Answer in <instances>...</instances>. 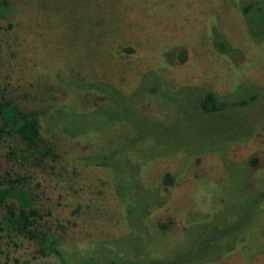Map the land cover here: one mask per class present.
<instances>
[{"label":"rangeland","instance_id":"rangeland-1","mask_svg":"<svg viewBox=\"0 0 264 264\" xmlns=\"http://www.w3.org/2000/svg\"><path fill=\"white\" fill-rule=\"evenodd\" d=\"M28 1L9 0L2 9L13 40L0 47V85L28 99L41 139L56 153L48 169L37 167L43 176L34 183L45 238L17 235L0 207V264H151L204 242L200 224L213 214L228 219L232 238L230 252L206 264H264V200L254 216L240 207L254 191L264 193V36L247 31L264 15L241 14L245 4L264 0H50L41 10ZM217 39L226 51L214 46ZM94 80L111 84L149 120V160L134 149L116 161L126 172L120 179L135 209L130 218L112 169L86 159L136 134L118 124L71 138L42 121L57 106L76 113L105 107L102 95L65 84ZM205 92L226 102L254 100L207 117L206 125L188 108ZM167 172L175 185L166 196L155 186ZM149 187L163 202L151 212Z\"/></svg>","mask_w":264,"mask_h":264},{"label":"trees","instance_id":"trees-1","mask_svg":"<svg viewBox=\"0 0 264 264\" xmlns=\"http://www.w3.org/2000/svg\"><path fill=\"white\" fill-rule=\"evenodd\" d=\"M8 1L0 0V47L7 44L11 46L13 40L12 25L4 21L2 13V9ZM29 1L36 3L39 6L38 10H41L48 7L50 0ZM44 2H47V4L44 5ZM250 12H258L264 15V5L259 6L249 3L241 7L242 16L246 17ZM41 15V12L36 13L37 18ZM247 29L253 39L255 35L264 36V23L260 25L252 23L250 27L247 26ZM214 46L220 52L227 50L226 43L221 39L215 40ZM178 57L184 60L185 53L179 51ZM65 84L72 89H88L102 95L105 98L106 108L96 107L92 110L76 113L65 106H57L42 119L46 130L60 131L68 137L75 138L108 130L121 124L127 130H131L136 134L130 142L126 141L124 144L117 145L106 152L86 159V165L112 169L116 194L124 202L127 216L130 218L135 209L132 208V203H129L128 194L130 193H123V191H126L127 184L121 183V179H125L126 172L119 170L116 161H123L124 158L126 160L127 152L130 153L134 149L136 155L141 157L142 162L149 160V156L146 158L143 151L149 149V129L143 127L145 123L149 124V120L136 113L135 110L129 109L124 102L127 101V98L105 81L94 80L89 83L65 81ZM187 90L189 91V89ZM181 91L184 92L185 90ZM137 93L136 91V96ZM253 100L254 97L241 99L237 102H226L219 100L212 92H205L196 104L188 105V108L191 116L205 123L204 119L211 115L223 113L233 107H244ZM29 108L28 99L18 94L16 86L14 87L10 83H6L5 86L0 85V172L2 173L0 179V207L5 208L4 221L13 232L25 237L28 241L41 242L46 234L41 230L42 217L34 206V198L37 197L34 183L40 178L38 174L41 170H37V167L48 169L50 162L55 159L56 151L52 144L41 139L40 119L36 114L37 112L32 111V109L29 111ZM42 112L46 111L43 110ZM161 139L164 140L165 138L161 137ZM171 143V140L166 139L161 144L168 149ZM29 152L32 153V156L35 155L32 160H26L24 157ZM40 175L42 178L43 174ZM174 185V175L167 172L159 177L155 187L159 188L161 194L167 196L171 193ZM149 192V211L151 212L153 208L156 209L163 202L157 203L155 201L157 198L155 189L149 187ZM250 196V200L243 201V204H240V207L246 211L245 217L248 215L254 216L257 206L264 200L262 191H254ZM152 201L153 203H151ZM213 215L201 221L202 230L207 235L204 242L196 245L195 248L193 247L186 253H184V249H181L166 256L165 259H153L151 264H169L166 260L168 258L175 259L173 264H206L216 262L229 253L230 248L225 246L232 238L231 233H225V227L229 223L226 222L228 219L222 216L213 218ZM234 220L235 218H232L231 223H234ZM246 220L248 221V219ZM197 223L195 222V224Z\"/></svg>","mask_w":264,"mask_h":264}]
</instances>
